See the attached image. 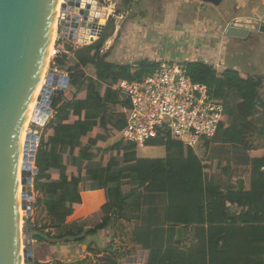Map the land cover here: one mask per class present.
I'll use <instances>...</instances> for the list:
<instances>
[{
	"label": "trees",
	"instance_id": "1",
	"mask_svg": "<svg viewBox=\"0 0 264 264\" xmlns=\"http://www.w3.org/2000/svg\"><path fill=\"white\" fill-rule=\"evenodd\" d=\"M131 1L123 2L128 5ZM115 30V19L110 17L97 41L77 48L61 43L66 50L62 53L66 65L61 70L68 73L69 84L52 103L56 114L45 125L36 151L35 207L41 208L45 221L35 225L33 239L50 246L69 241L84 243L88 236L107 229L118 213L138 218L143 199L155 194H165L169 199L166 224L202 226L213 223L205 210L212 202L219 203L221 197L226 205L238 202L246 214L244 225L233 227L234 237L220 229L214 232L220 227H209L212 264H264V145L254 147L250 140V134L260 136L264 131V101L260 96L263 81L242 71L188 61L192 79L214 88L215 100L224 105L218 132L212 138H202L194 147L169 135L160 137L153 142L166 147L167 157L140 158L134 143L119 140L110 146L121 135L130 110L129 99L116 87L124 79H144L159 62L142 59L135 66L112 62L102 50ZM218 141L251 151L254 185L250 192L229 188L223 195L213 188L214 172L222 163L209 158L206 150L211 142ZM40 150L46 157V165L41 168ZM97 189L104 190L106 202L78 219L74 231L68 228L69 217L82 205L81 193ZM233 218L237 224L239 218ZM135 233L150 252L146 264H173L169 261L173 251L150 247L149 227L138 228ZM232 240L235 244L230 247ZM103 261L119 264L112 256ZM130 262L140 261L135 258Z\"/></svg>",
	"mask_w": 264,
	"mask_h": 264
},
{
	"label": "crops",
	"instance_id": "2",
	"mask_svg": "<svg viewBox=\"0 0 264 264\" xmlns=\"http://www.w3.org/2000/svg\"><path fill=\"white\" fill-rule=\"evenodd\" d=\"M123 1L116 0V3L123 7L125 6ZM126 6V9L122 8L123 12L121 11L117 16L114 35L105 44L104 53L109 54L112 62L135 66L142 59L155 62L170 59L172 53L161 47V41L170 44L172 39L179 40L190 33L193 48L204 49L205 52L198 53L203 58L193 54L196 55L195 58L192 57L189 61H204L216 69H234L261 79L263 84L260 96L264 101V60L259 61L256 66L248 62L253 64V68L248 72L239 64L233 66L227 63L229 56L237 55L240 58L253 55L260 43L263 46L260 51L264 53L262 51L264 33L254 32L246 40L230 37L225 33L228 23L238 16H253L264 21V0H224L219 6L203 3L201 0H132ZM103 10L105 15L108 8ZM117 38L118 46L113 53L112 44ZM250 137L254 147L264 145V131L260 136L256 133L250 134ZM206 151L209 158L222 163L214 172L215 190L220 189L223 195L228 193L229 188H234L236 191L244 188L246 192L252 190L254 184L251 151L241 145L224 141L211 142ZM81 198L82 205L75 209L68 219L67 227L73 231L78 219L106 202V195L102 189L82 192ZM168 202L169 199L165 194L144 198L138 218L124 217L118 213L107 229L95 236H88L84 243L69 241L55 246L46 244L49 248H55V252L49 250L36 259L48 263L59 261L58 264H103L106 256H112L119 264L133 261L135 258L145 263L150 252L145 248L146 244L142 242L141 237H139L141 241L138 242L135 231L138 228L149 227L150 247L161 251H173L174 254L169 259L171 263L212 264L209 227H220L214 228V232L220 229L230 232L234 237L233 227L244 225L242 221L246 212L242 206L238 202L226 205L221 197L219 203L214 205L212 202L205 210L207 215H211L213 223L208 221L202 226L168 225L165 222ZM233 217L239 218L237 224L233 223ZM143 232L145 233L144 230ZM56 233L57 230H53V234ZM230 243V247L235 244L234 240Z\"/></svg>",
	"mask_w": 264,
	"mask_h": 264
},
{
	"label": "water",
	"instance_id": "3",
	"mask_svg": "<svg viewBox=\"0 0 264 264\" xmlns=\"http://www.w3.org/2000/svg\"><path fill=\"white\" fill-rule=\"evenodd\" d=\"M200 1V0H199ZM219 6L224 0H201ZM61 0H0V264H21L19 236V142L33 92L44 72L56 26ZM60 25L71 31L82 45L101 37L100 0H63ZM254 32L264 33V21L253 16H238L227 25L226 35L248 39ZM67 34V33H66ZM60 66L66 62L56 58ZM69 76L50 74L38 96L39 103L28 129L24 160L22 198L23 242L25 264H33V225L28 223L32 213L34 192L31 185L38 169L33 168L36 142L41 127L47 124L52 103L63 95ZM53 86L58 89L53 90ZM43 115L40 121L37 115Z\"/></svg>",
	"mask_w": 264,
	"mask_h": 264
},
{
	"label": "built area",
	"instance_id": "4",
	"mask_svg": "<svg viewBox=\"0 0 264 264\" xmlns=\"http://www.w3.org/2000/svg\"><path fill=\"white\" fill-rule=\"evenodd\" d=\"M62 3L63 0L57 18V39L38 96H42V89L50 74L68 76L56 61L66 51L61 43L71 44L74 48L81 45L77 38L70 37V30L66 32L60 25ZM52 89L58 87L53 86ZM116 90L125 94L130 101L127 122L121 135L123 140L137 147H143L160 137L167 138L168 135L173 140L194 147L202 138H212L217 134L225 111L224 105L215 100L214 88L195 82L188 74L187 63L170 59L159 61L157 68L144 79L122 80ZM51 109L47 122L56 114V110L53 107ZM39 145L40 139L36 142V149Z\"/></svg>",
	"mask_w": 264,
	"mask_h": 264
},
{
	"label": "rangeland",
	"instance_id": "5",
	"mask_svg": "<svg viewBox=\"0 0 264 264\" xmlns=\"http://www.w3.org/2000/svg\"><path fill=\"white\" fill-rule=\"evenodd\" d=\"M126 7H127L126 5L122 7V5L116 3V0H101L100 8L102 11V19H101L100 23L106 25V22L110 17H113L115 19V23H117V20H118L117 16L119 15V13H121V11L123 12L122 8L126 9ZM59 8H60V5H59ZM103 8H108V10H106V12H105V15H103ZM58 14H59V11L56 15V24H57ZM118 42H119V39L117 38L114 40V42L112 44L113 49H114L113 53H115V51H116V48L118 46ZM148 42H150V40H148ZM192 45H193V39H192V34H190V33H189V35H186V37H184L182 39H179V40L172 39L170 44L167 41H164V40L161 41V47L164 50L172 53L170 60L174 61V62L177 61V62L187 63L190 58H192V57L195 58L196 55L198 58L199 57L203 58L201 55H198V53L200 54V53L205 52L204 49L201 50L200 48H193ZM262 47L263 46L261 43L258 44L256 51L254 52L253 55H250V56L245 55L244 57H240V58L237 55L229 56V58L227 59V63H228V65H233V66L236 64H239L242 66L244 71L248 72L249 70H251L253 68V64H254V66H256L259 61L264 60V53H261V51H260V49H263ZM212 49H214V48H212ZM105 51L106 50H105V45H104L103 46V53ZM262 51H264V50H262ZM193 54H196V55L193 56ZM248 62H252L253 64H249ZM43 80H44V77L42 76V79L40 81L41 83L39 86L40 89L38 90V92L34 96L33 104H30L32 106L30 111L33 109L34 103H35L37 96H38V94L42 88ZM30 119H31V114L28 117V119L26 120L27 123H25V128H23V133L25 132L23 137L26 136L27 126H28ZM43 129H44V127H41V129H40L41 134H43V132H42ZM119 140H123L122 135H119L118 137L114 138L111 142L113 143V142H117ZM24 141H25V139H24ZM23 148H24V145H23ZM22 150H24V149H22ZM136 153H137V156L140 158H166L167 154H168L166 147L164 145L158 144L156 142H149L143 147H136ZM38 164H39L40 168L44 167L46 165V157L44 156V153L42 152V150L38 151ZM35 167H36L35 163H33V168H35ZM34 180H35V175H34ZM30 187H31V190L34 192V195H33V199H32V213L28 216V222L31 223V225H33V227H35L36 224L43 225L45 220L41 219V216H42L41 208L35 207V203L37 201V192L35 191V188H34V182ZM21 191H22V186H21ZM21 191H20V193H21ZM24 212L26 215L25 210H24ZM20 233H21V239H22V248L24 249L25 246L23 245V237H22L23 233H24L23 232V226H22V230ZM33 233H34V231L32 232V235H33ZM31 249L33 251V257H34L33 264L36 263V261H37L36 258L38 256L42 257V255L46 254V252H48L49 250L50 251L54 250V252H55V248L54 249L49 248L43 242L37 241L35 239H33V244L31 246ZM23 261H24V258H23ZM23 261L21 258V264H24ZM41 263H43V264H58L60 262L59 261H56V262L51 261L49 263L48 262H41Z\"/></svg>",
	"mask_w": 264,
	"mask_h": 264
},
{
	"label": "bare ground",
	"instance_id": "6",
	"mask_svg": "<svg viewBox=\"0 0 264 264\" xmlns=\"http://www.w3.org/2000/svg\"><path fill=\"white\" fill-rule=\"evenodd\" d=\"M103 11H104V10H103ZM59 14H60V9H59ZM59 14H58V16H59ZM57 25H58V24H56V26H55V32H54L53 43H52V46H51V49H50V52H49L48 58H47L46 63H45V69H44V72H43V74H42L43 77H44V75H45V72L48 70L49 59H50V57H51V55H52V52H53L52 47H53V45H54V42H55L56 39H57V30H58V26H57ZM42 76H41V78H40V80H39V82H38V84H37V86H36V88H35V90H34V92H33V97H32V99H31V101L29 102V105H30V104H33L34 96H35V94L38 92V90L40 89L39 86H40V83H41L40 81H41V79H42ZM43 82H44V80H43ZM35 98H36V97H35ZM36 100H37V99H36ZM36 105H37V103H36V101H35L33 109L30 111V109L32 108L31 105H30L29 108H28V112H27V115H26V118H25V122H24L23 127H22V130H21V136H20V142H19V236H20V253H21L22 261H23V258H24V261H23L24 264H25V254H24V249L22 248V239H21V233H20L21 230H22V226H23V217H24V215H25L24 209H23V207H22V206H23L22 192H23V187H24V185H23V183H22V180H23V171L25 170L24 166H25V164L27 163V162L24 160V152H25V146H26V139H27L28 128H29L30 124H31L32 121H33V116H34V112H35V109H36ZM30 114H31V119H30V121H29V123H28V126H27L26 136L23 137V135H24V133H25V132L23 133V128H25V123H27L26 120L28 119V117L30 116ZM37 117H38V119H40V121L43 120V115L40 116V114H38ZM21 137H22V138H21ZM24 139H25V141H24ZM23 143H24V144H23ZM23 145H24V148H23ZM22 149H24V150H22ZM22 151H23V152H22ZM22 154H23V155H22ZM21 186H22V191H21ZM20 191H21V193H20ZM22 237H23V236H22ZM23 245H24V242H23ZM24 246H25V245H24Z\"/></svg>",
	"mask_w": 264,
	"mask_h": 264
}]
</instances>
